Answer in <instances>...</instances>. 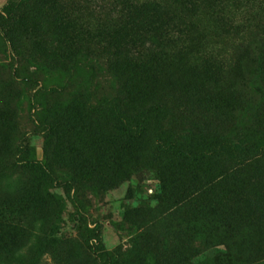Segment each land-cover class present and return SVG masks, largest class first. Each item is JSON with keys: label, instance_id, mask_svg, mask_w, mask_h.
Returning a JSON list of instances; mask_svg holds the SVG:
<instances>
[{"label": "rangeland", "instance_id": "1", "mask_svg": "<svg viewBox=\"0 0 264 264\" xmlns=\"http://www.w3.org/2000/svg\"><path fill=\"white\" fill-rule=\"evenodd\" d=\"M108 2L0 0V206L10 204L8 218L16 220V230H0V264H92L80 247L87 229L99 230L95 250L117 264H244L249 255L263 264L261 242L250 240L246 250L203 246L222 232L186 206L180 194L187 189L175 178L182 170L158 154L164 134L187 142L196 135L193 148L209 137L213 148L201 115L151 122L138 143L107 121L101 104L115 88L106 71ZM216 12L248 35L264 18L263 0H229ZM210 36L208 52L224 53ZM242 126L236 122L235 131ZM209 164L198 171L211 173L201 185L214 193ZM239 253L245 258L233 263Z\"/></svg>", "mask_w": 264, "mask_h": 264}, {"label": "trees", "instance_id": "2", "mask_svg": "<svg viewBox=\"0 0 264 264\" xmlns=\"http://www.w3.org/2000/svg\"><path fill=\"white\" fill-rule=\"evenodd\" d=\"M228 1L109 0L106 9L112 19L104 43L112 57L106 68L108 81L115 88H110L114 92L101 106L114 132L134 143L147 137L151 122L201 115L213 131V148L209 137L203 136V144L193 148L196 135L187 142L164 134L158 154L182 170L175 178L180 189H187L180 194L186 206L197 208L210 230L222 232L203 240V246L224 245L230 250L235 244L246 250L250 240L261 242L264 264V18L247 35L216 12ZM5 14L12 13L6 10ZM210 35L218 39L224 53L208 52ZM241 113L245 115L239 119ZM236 122L246 128L235 131ZM242 131L252 139L245 141ZM206 160L215 173L214 193L204 189L207 182L201 185L211 175L198 171ZM188 165L194 166V172L186 177L183 170ZM249 171L256 173L254 178L246 176ZM9 207L6 202L0 206V230L8 232L16 230V220L8 218L13 212L7 211ZM79 239L82 254L92 264H117L109 252L95 250L98 229H87ZM4 246L2 242L0 249ZM192 251L188 248L187 254ZM242 255L232 262L239 263L245 258ZM244 261L257 262L252 255Z\"/></svg>", "mask_w": 264, "mask_h": 264}]
</instances>
